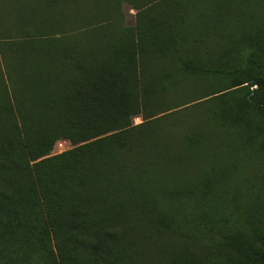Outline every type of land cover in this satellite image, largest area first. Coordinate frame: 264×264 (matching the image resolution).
<instances>
[{
  "label": "trees",
  "instance_id": "1",
  "mask_svg": "<svg viewBox=\"0 0 264 264\" xmlns=\"http://www.w3.org/2000/svg\"><path fill=\"white\" fill-rule=\"evenodd\" d=\"M1 2L0 264H264V0Z\"/></svg>",
  "mask_w": 264,
  "mask_h": 264
},
{
  "label": "rangeland",
  "instance_id": "2",
  "mask_svg": "<svg viewBox=\"0 0 264 264\" xmlns=\"http://www.w3.org/2000/svg\"><path fill=\"white\" fill-rule=\"evenodd\" d=\"M122 9H123V13L125 16L126 24L130 26L133 25L134 24V11L127 4H123ZM134 122L138 123L140 122V119L135 118ZM68 148H69V144L67 142L59 141L55 145L53 149V153H58Z\"/></svg>",
  "mask_w": 264,
  "mask_h": 264
},
{
  "label": "crops",
  "instance_id": "3",
  "mask_svg": "<svg viewBox=\"0 0 264 264\" xmlns=\"http://www.w3.org/2000/svg\"><path fill=\"white\" fill-rule=\"evenodd\" d=\"M1 3H2V2H1V0H0V6H1ZM1 15H3V16H4V14H3V13L1 12V10H0V16H1ZM6 15H7V14H5V16H4V17L2 16V18H3V19H4V18L6 19ZM7 17H8V16H7Z\"/></svg>",
  "mask_w": 264,
  "mask_h": 264
}]
</instances>
